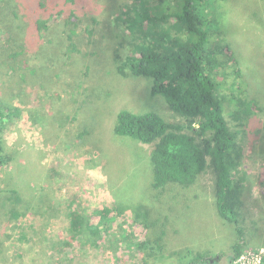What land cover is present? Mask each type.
I'll list each match as a JSON object with an SVG mask.
<instances>
[{"label":"rangeland","instance_id":"1","mask_svg":"<svg viewBox=\"0 0 264 264\" xmlns=\"http://www.w3.org/2000/svg\"><path fill=\"white\" fill-rule=\"evenodd\" d=\"M132 1L76 0L80 18L50 22L53 29L37 47L53 62L36 65L33 73L20 67L28 56L21 53L22 27L13 21L14 13L21 15L20 2L0 3V110L18 109L0 125L11 157L0 164V195L16 189L24 200L18 216L6 213L8 202L0 206V264H218L227 258L220 253L239 240L237 225L218 212L212 167L189 187L156 189L152 145L114 134L122 109L185 122L162 95L152 94L151 78L117 71L119 54L131 51L136 35L116 16ZM215 6L222 25L212 44L230 45L219 53L218 94L229 123L242 130L248 172L241 254L263 250L264 259V0H216ZM239 93L259 101L241 126L233 116ZM72 201L99 223V236L72 238ZM105 207L115 216L110 223L96 214ZM146 211L154 228L166 232L162 248L155 239L154 249L137 245L151 233L137 216ZM198 252L205 261L194 263Z\"/></svg>","mask_w":264,"mask_h":264},{"label":"trees","instance_id":"2","mask_svg":"<svg viewBox=\"0 0 264 264\" xmlns=\"http://www.w3.org/2000/svg\"><path fill=\"white\" fill-rule=\"evenodd\" d=\"M3 1L0 0V3ZM19 2L21 15L14 13L13 21L19 20L17 24L22 27L25 51L21 53H28V56L23 54L20 67L35 72L36 65L48 66L53 62L49 55H41L37 47L53 29L50 22L66 16H69L66 20L76 22L80 17L74 6L76 0ZM215 5L216 0H133L123 5L125 10L117 14V22H122L138 41H133L126 56L119 54L117 71L123 75L132 73L151 78L152 94L162 95L169 107L185 122L169 121L153 110L134 112L122 109L116 115L114 134L119 138L152 145L153 186L156 189L171 183L189 187L208 167L215 170L218 212L223 219L237 225L240 235L229 251L220 253L227 258L219 264H233L245 249L241 218L248 172L243 168L242 130L229 123L218 94L220 83L216 73L220 64L219 53L229 51L230 45L223 42L212 44L213 35L222 25ZM73 95H76L75 92ZM47 99L48 103L54 100L50 99V94ZM234 101L233 116L239 126L244 125L259 108V101L240 93L235 95ZM17 111L16 107L0 110V125ZM10 159L0 138V164ZM3 192L0 206H6L8 202L10 207L4 209L8 215L21 214L19 206L24 201L21 194L16 189ZM75 204V201L68 204L72 238L84 235L86 239V233L99 236V223L83 215ZM111 212L105 207L98 209L96 214L100 222L110 223L115 218L110 216ZM137 216L144 217L142 223L151 231L148 238L137 242L138 247L154 249L155 245L151 242L155 239L156 245L162 248L165 230L154 228L156 222L149 220L147 211L137 213ZM148 255L155 256L153 253ZM198 261H205L202 252H198L193 260L194 263Z\"/></svg>","mask_w":264,"mask_h":264},{"label":"built area","instance_id":"3","mask_svg":"<svg viewBox=\"0 0 264 264\" xmlns=\"http://www.w3.org/2000/svg\"><path fill=\"white\" fill-rule=\"evenodd\" d=\"M233 264H264L263 250L241 254L234 260Z\"/></svg>","mask_w":264,"mask_h":264},{"label":"flooded vegetation","instance_id":"4","mask_svg":"<svg viewBox=\"0 0 264 264\" xmlns=\"http://www.w3.org/2000/svg\"><path fill=\"white\" fill-rule=\"evenodd\" d=\"M212 262H210V264H211ZM212 264H215V263H212ZM219 264V263H218Z\"/></svg>","mask_w":264,"mask_h":264}]
</instances>
